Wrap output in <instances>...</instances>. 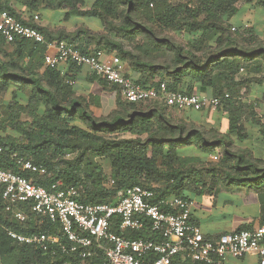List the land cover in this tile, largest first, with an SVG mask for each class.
<instances>
[{"label": "trees", "instance_id": "trees-1", "mask_svg": "<svg viewBox=\"0 0 264 264\" xmlns=\"http://www.w3.org/2000/svg\"><path fill=\"white\" fill-rule=\"evenodd\" d=\"M242 1L252 9L264 8V0H14L30 15V20H24L10 0H0V10L37 29L45 41L7 43L0 35V97L8 94L11 98L6 107L8 123L17 135H0V169L29 178L17 159L42 165L49 176L37 178L39 184L71 185L78 191L76 200L84 204H116L118 193L133 186L152 190L157 199H188L182 194L185 183L191 178L192 183L202 184L201 173L205 172L214 184L255 191L263 204L264 160L255 156L256 150L240 144L250 137L247 122L257 127L264 146V124L256 118V103L245 96L264 85V31L229 23ZM41 8L64 12V21L75 16L97 18L103 31L93 33L79 27L52 32L33 22L34 13ZM183 33L190 37L186 44L173 38V34ZM52 42H65L83 54H115L126 68L125 75L143 87L165 83L169 92L185 95L218 97L227 93L229 98L215 110L226 120L227 133H219L218 128L202 130L195 123L171 117L180 112L161 100L128 103L118 87L95 75L104 89L116 90L117 97L116 107L108 115L94 116L88 99L76 96L72 75L43 68L46 45ZM182 147L196 148L205 160L179 157L177 149ZM218 151V162L207 161V156ZM67 154L74 157L67 160ZM96 158L110 161V177ZM206 162L205 167H196ZM109 180L112 186L107 185ZM1 194L0 185V264L103 261L100 251L83 260L63 252L57 244L44 251L38 245L11 239L9 231L27 237L53 235L69 246L57 223L40 222L32 214L24 223L11 218ZM112 232L132 240H162L149 221L140 230L121 231L116 217ZM173 264L198 263L178 256Z\"/></svg>", "mask_w": 264, "mask_h": 264}, {"label": "built area", "instance_id": "built-area-1", "mask_svg": "<svg viewBox=\"0 0 264 264\" xmlns=\"http://www.w3.org/2000/svg\"><path fill=\"white\" fill-rule=\"evenodd\" d=\"M38 21V15H34L33 22ZM0 35L7 43L22 40L45 43L37 29L24 25L5 10H0ZM49 48L47 44L45 68L58 69L61 64L86 67L93 75L118 87L128 103L161 100L179 112H202L217 110L229 98L227 93L208 97L169 92L165 83L143 87L125 75L126 68L115 55L104 58L100 51L83 54L65 42L55 43L53 54L48 53ZM217 160V155L210 156V161ZM16 162L30 177L0 169L5 212L20 223L32 214L40 222L47 219L59 224L69 246L60 244L51 235L27 237L9 231L8 236L19 243L38 245L44 251L48 245L57 244L63 252L75 253L83 260L100 251L104 259L99 264H173L178 256L192 263L221 264L228 257L241 258L246 254L257 255L260 264H264V226L207 238L200 226L190 221L194 206L190 199L172 196L157 199L152 190L133 186L118 193L116 204H84L76 200L78 191L71 185L54 182L44 187L39 184L37 178L49 176L44 166L22 158ZM116 217L121 231L140 230L149 221L162 240H132L117 235L112 232Z\"/></svg>", "mask_w": 264, "mask_h": 264}, {"label": "crops", "instance_id": "crops-1", "mask_svg": "<svg viewBox=\"0 0 264 264\" xmlns=\"http://www.w3.org/2000/svg\"><path fill=\"white\" fill-rule=\"evenodd\" d=\"M10 5L13 6L18 12L21 13V17L24 20H30V15L26 14V10L22 6H18L10 0ZM238 13L234 16L237 20H229L232 26H254L258 32L262 33L264 31V8L256 7L254 9L250 8L248 5H244L242 10L238 7ZM255 11L254 19L255 23L249 25L246 18L249 16L251 11ZM49 13L45 18L40 12L34 13L38 15L39 21L37 24L41 27L48 28L52 32H56L60 29L66 32H71L79 27H83L77 20L72 21V18L64 21V13H56V10H48ZM59 14L60 19L58 21L53 20L52 14ZM76 19L86 17V16H75ZM74 18V17H73ZM97 19L94 17H89ZM99 20V19H98ZM257 26H263L258 28ZM90 32L100 33L103 31L102 23L99 27L93 26L89 23L85 26ZM56 42L50 43V48L48 49L49 54L55 52ZM93 47L91 46L90 49ZM111 55H104L105 57H110ZM45 68V67H43ZM68 64L59 65L58 69L61 70L62 74L66 73L68 76L72 77V87L75 91L76 96L84 97L90 102V110L96 117L106 116L112 110L115 109L117 91L104 89L99 82L94 79V75L86 67L72 68ZM126 70V69H125ZM128 71V70H127ZM73 73V74H72ZM8 97V98H7ZM3 106L5 109L7 104L11 101L8 94L5 96ZM213 111H202V112H187L184 111L181 114L180 119L185 122L195 123L196 126L203 128H219L220 123L218 118L214 123L209 122L208 113ZM217 113L216 111H214ZM191 121H189V120ZM225 120V119H224ZM227 124V122H226ZM228 126L226 125V128ZM257 143L251 145L255 156L258 159L264 160V146L259 142V136H255ZM245 144V143H244ZM244 144H240L242 147ZM187 148V147H186ZM192 148V149H191ZM191 150H187L186 153L180 154L177 151V155L181 158H199L205 160V155L200 153L196 148L190 147ZM194 151L198 154H193ZM219 152V151H218ZM207 161H210V156L206 157ZM198 164H196L197 167ZM195 172L194 174H196ZM201 175L204 176V181L202 184L192 183V179L185 183L183 190V196L192 200L194 206L191 211L190 221L196 225H199L204 236L207 238H216L223 234L235 232L237 230H253L257 227L264 226V203L260 200L258 193L253 190H248L246 187L239 186H225L221 183H212L207 179L205 172ZM53 236V235H51ZM57 238L56 236H53ZM264 244V240H263ZM221 264H260V258L255 254H246L241 258L228 257Z\"/></svg>", "mask_w": 264, "mask_h": 264}, {"label": "rangeland", "instance_id": "rangeland-1", "mask_svg": "<svg viewBox=\"0 0 264 264\" xmlns=\"http://www.w3.org/2000/svg\"><path fill=\"white\" fill-rule=\"evenodd\" d=\"M12 2H14V0H11ZM246 5L243 1L240 2L238 4V7L242 10V7ZM49 9H45V8H41L39 9V12L41 15H43L45 18L47 17L49 11ZM64 13L62 11H59V10H56V13ZM52 14L54 17H53V20L55 21H58L60 19V16L59 14ZM254 13L255 11H251V13H249V16L246 18V21L249 22V25H253L255 23V19H254ZM76 21L79 22L81 25H83V27L85 26H88L89 23H92L93 26L96 25V27H99L101 25V22L100 20L98 19H93V18H89V17H82V18H78L76 19V17L72 18V21ZM232 20L236 21L237 20V17H234ZM258 28H262L263 26H257ZM173 38L182 43V44H186L185 42H188V40L190 39V37L186 34H176L174 35L173 34ZM263 39H264V36H263ZM104 58H102L103 60ZM244 93V92H242ZM264 94V85L261 86V87H256V88H253L252 89V92L250 94H246V98H249L251 101H254L256 104H255V111H256V118L258 119V121H260V123L264 124V103L261 102V97L262 95ZM6 95H3L0 97V135L2 136H5L7 134H13L15 136H17L13 131H11V129L9 128V123H8V112H7V109H5V106H3V103L4 100L6 99L5 98ZM8 98V97H7ZM181 114L183 115V112H180V113H176L177 116H172V115H169L171 117H174V118H177V119H180L181 117ZM208 116H209V122L210 123H214L215 120L218 118V122L220 123V127L218 128L219 130V133H227V128H226V120H224L223 116H221V114L219 113H215L214 111L213 112H209L208 113ZM21 120H29L30 121V118L28 116H21L20 118ZM79 125V124H77ZM246 128L248 129L249 131V135L250 137L243 143L244 146H251V145H255L257 143V140L255 139V136L258 135V131H257V127L255 125H252L251 123H247L245 124ZM82 127V126H80ZM200 129L203 130L202 127H199ZM128 137V135H126ZM233 139H235V137L233 136ZM192 149V148H191ZM190 147H182V148H178L177 151L182 154L183 152L186 153L187 150H191ZM196 151H194L193 154H195ZM218 156V159L220 158V152H215ZM197 154V153H196ZM198 155V154H197ZM74 157V154L73 155H70V154H67L65 156V159L67 160H71L72 158ZM96 162L98 163L99 167L103 170V173L105 175H107L108 177H110V173H111V167H110V161H108L107 159H104V158H96ZM214 163V161H211ZM218 162L215 161V163ZM208 162L206 163H201L199 165H197V168H201V167H205L207 165ZM107 185H111L112 186V182L111 180L108 181Z\"/></svg>", "mask_w": 264, "mask_h": 264}]
</instances>
